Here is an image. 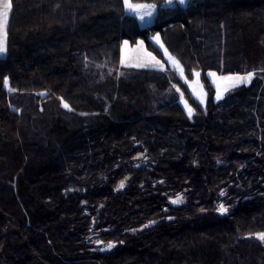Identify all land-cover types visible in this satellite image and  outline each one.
Returning <instances> with one entry per match:
<instances>
[{"label": "trees", "instance_id": "1", "mask_svg": "<svg viewBox=\"0 0 264 264\" xmlns=\"http://www.w3.org/2000/svg\"><path fill=\"white\" fill-rule=\"evenodd\" d=\"M133 1L152 24L123 0H11L0 264H264V0ZM156 33L205 107L170 67L121 64L123 40L162 57ZM210 70L253 76L215 101Z\"/></svg>", "mask_w": 264, "mask_h": 264}, {"label": "rangeland", "instance_id": "2", "mask_svg": "<svg viewBox=\"0 0 264 264\" xmlns=\"http://www.w3.org/2000/svg\"><path fill=\"white\" fill-rule=\"evenodd\" d=\"M178 2L179 3H175V4L185 5L188 2V0H184L183 4H181L180 1H178ZM139 4L155 5V4H153V2L147 3V2H144V1L139 2ZM154 10H155V8L153 9V14L150 17L146 16L144 18V20H141L139 18L140 23L143 24V25H146L148 23L149 24L153 23L154 20H155ZM157 35L159 36V43H157L156 40L153 39V37H155ZM125 41H127V45L124 44ZM152 41L154 42V44L156 46H158V48L162 52V57L163 58L159 57L155 52L149 50L146 47L145 42L143 40H139L137 44H131L128 40H123L121 48L122 47L124 48L123 55H124V58H125V62H124V64H122V63L121 64L123 66L127 67V68L135 67V68H156V69H159L160 68L159 66H149V67H136L135 66L137 63L145 62L146 60H148L149 57H147L146 54L147 53H151L152 56H154L156 58V60H159L161 62V64L163 65V68L170 67L171 69H168V70H170V71L174 70V73H177L182 79H185L186 84L188 86V89H189L190 93L192 94V96L199 102V104L202 107H205L207 102H208L209 94H208V90H207V88L205 86V83H204V81L202 79V75L198 72L200 74L199 77L194 75V77L192 79H186L185 74H184V69H183V66H182L181 62L179 61V59L176 56L172 55L169 52V50L167 49V47L165 46V44H164V42H163V40L161 38V34L160 33L154 34L152 36ZM141 42H142V44H141ZM161 44L163 45V48H161V46H160ZM165 49L167 50L168 55H170L171 57L175 58V60L179 62L180 68L183 69V77L181 76L180 71L165 56ZM209 73H216V77H210L208 75ZM206 75H207V77L209 79V82H210L211 86L214 88V92H213L214 93V99H215V101H219L225 96V93L228 90H231V89H233L235 87H229L227 91H224L223 89L228 84V82L219 81L217 78L218 77H222V76H245L246 74H220V73H218V72H216L214 70H210V71L207 72ZM251 79H252V77H251ZM214 80L216 81V83H213ZM250 80L247 83H249ZM197 81H198V83H197ZM247 83H241L238 86H240L242 84H247ZM217 84H219V86L221 88V98L220 99L216 98V96H217ZM201 101H203V102H201ZM181 102H182V105H183L184 109L186 110L187 114L189 115L188 110L185 107V104H187L188 107L191 108L192 114H193L194 109L190 105L188 99L184 98V96H182Z\"/></svg>", "mask_w": 264, "mask_h": 264}, {"label": "snow or ice", "instance_id": "3", "mask_svg": "<svg viewBox=\"0 0 264 264\" xmlns=\"http://www.w3.org/2000/svg\"><path fill=\"white\" fill-rule=\"evenodd\" d=\"M171 2V0H169ZM180 3L183 4L184 0H180ZM11 0H0V54H3L6 51L5 48V39H6V24L9 16V11L11 9ZM123 6L126 13L129 14H135L138 16L141 20H144V18L150 17L153 14V9L155 8V5L151 4H139V3H132L131 0H123ZM154 40H156L157 43H159V36L153 37ZM125 45H127V41L124 42ZM142 44V42H141ZM161 48H163V45H160ZM124 48H121V63L124 64L125 58H124ZM147 57H149L148 60L145 62L137 63L136 67H149V66H159L161 69L163 68V65L159 60H156L154 56H152L151 53L146 54ZM165 56L171 63L180 71L181 76L183 77V69L180 68L179 62L175 60V58L168 55L167 50L165 49ZM195 76L199 77V73H194ZM210 77H216V73H209ZM253 76V73H247L245 76H222L218 77L217 79L222 82H228V84L224 87V91H227L229 87H236L241 83H247L251 77ZM198 83V81H197ZM213 83H216L214 80ZM4 85L7 87L8 85V78L5 77L4 79ZM217 99L221 98V88L219 84H217ZM203 102V101H201ZM63 103V102H62ZM65 108H68L67 104H63ZM186 109L188 110L189 117H191L192 110L188 107L187 104H185ZM121 186H123V182H121ZM181 201V197L177 196L176 200L172 201V203H179ZM218 211L220 213H224L227 211V209L224 208L223 205H220L218 208ZM258 238L264 240V234H258ZM108 248L113 247L112 243H109L107 245Z\"/></svg>", "mask_w": 264, "mask_h": 264}, {"label": "crops", "instance_id": "4", "mask_svg": "<svg viewBox=\"0 0 264 264\" xmlns=\"http://www.w3.org/2000/svg\"><path fill=\"white\" fill-rule=\"evenodd\" d=\"M163 1H164V3H165L166 5H174L175 3H179L178 1H180V0H171V2H169V0H163ZM131 2H132V3H139V2H135V1H133V0H131ZM140 2H141V1H140ZM144 2L151 3V2H149V1H144ZM153 4H155V3H153ZM156 9H157V5L155 4L154 17H155ZM11 10H12V6H11V9H10V11H9V16H8V20H7V24H6V39H5V48H6V51H5L3 54H0V57L5 56L6 53H7V40H8V34H7V32H8L9 22H10ZM132 15H135V14H132ZM135 16H136V15H135ZM136 18L138 19V22H139V24H140L141 26L149 25V23L146 24V25L141 24L140 21H139V17L136 16ZM151 24H152V23H151ZM122 43H123V41L121 42V45H122ZM120 47H121V46H120Z\"/></svg>", "mask_w": 264, "mask_h": 264}, {"label": "water", "instance_id": "5", "mask_svg": "<svg viewBox=\"0 0 264 264\" xmlns=\"http://www.w3.org/2000/svg\"><path fill=\"white\" fill-rule=\"evenodd\" d=\"M137 157H141V155L139 154V155H137ZM143 164H145V162H140L138 165L140 166V165H143ZM128 178H129V176H127V179H128ZM122 182H123V186H121V183H120V187L123 188V187L125 186V184H126V180H124V181H122ZM167 219L170 220L171 218L168 217ZM257 236H258V234H257ZM97 244L100 245L101 243L98 242ZM112 245L114 246L113 243H112ZM111 248H112V247H111ZM108 249H110V248H108L107 245H105V246L102 247V250H104V251H105V250H108Z\"/></svg>", "mask_w": 264, "mask_h": 264}]
</instances>
